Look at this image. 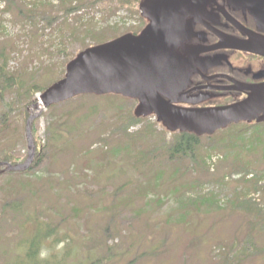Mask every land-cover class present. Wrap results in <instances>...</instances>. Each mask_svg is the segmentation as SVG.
<instances>
[{
	"label": "rangeland",
	"instance_id": "374dc122",
	"mask_svg": "<svg viewBox=\"0 0 264 264\" xmlns=\"http://www.w3.org/2000/svg\"><path fill=\"white\" fill-rule=\"evenodd\" d=\"M87 1L68 0L66 14L61 0H0V65L5 61L12 72L27 67L19 82L44 87L61 76L68 56L93 40L90 32L119 34L143 23L121 7L116 11L135 25L116 26L119 15L108 3L89 7ZM51 9L65 17L50 28L41 19ZM15 91L4 93L5 102ZM134 105L115 94L87 93L42 109L36 122L46 144L41 162L0 177V264H31L26 252L34 237L45 238L35 255L41 264H264V142L250 131L212 147L203 137L202 158L185 166L187 158H172L164 146L153 150L159 135L145 129L153 118L129 123L125 134ZM22 116L16 109L10 115L11 134L0 153L27 151ZM221 137L232 136L212 139Z\"/></svg>",
	"mask_w": 264,
	"mask_h": 264
},
{
	"label": "water",
	"instance_id": "95a60500",
	"mask_svg": "<svg viewBox=\"0 0 264 264\" xmlns=\"http://www.w3.org/2000/svg\"><path fill=\"white\" fill-rule=\"evenodd\" d=\"M212 1L215 0H141V15L148 20L145 27L139 34L125 33L85 48L71 59L64 76L40 95L42 104L33 105L35 113L26 123V159L16 165L0 162V166H6L0 172L27 169L35 153L31 135L34 118L42 107L78 94L115 93L137 98L139 102L134 109L137 117L154 114L170 131L188 130L197 135L212 134L240 120L264 119V84L253 89L247 98L227 106L189 108L176 104L181 100L179 91L189 80L194 63L191 49L186 56L179 51L193 33V21ZM228 1L248 8L264 30V0ZM246 48L264 54V40L262 47L258 42L256 48Z\"/></svg>",
	"mask_w": 264,
	"mask_h": 264
},
{
	"label": "flooded vegetation",
	"instance_id": "af4514ba",
	"mask_svg": "<svg viewBox=\"0 0 264 264\" xmlns=\"http://www.w3.org/2000/svg\"><path fill=\"white\" fill-rule=\"evenodd\" d=\"M262 40L264 30L248 8L228 0L207 4L205 12L193 21V33L179 51L186 56L191 49L194 63L176 104L189 108L222 107L247 98L253 89L264 84V54L246 46L256 48L260 42L262 47ZM248 123L264 126V120Z\"/></svg>",
	"mask_w": 264,
	"mask_h": 264
},
{
	"label": "trees",
	"instance_id": "16d2710c",
	"mask_svg": "<svg viewBox=\"0 0 264 264\" xmlns=\"http://www.w3.org/2000/svg\"><path fill=\"white\" fill-rule=\"evenodd\" d=\"M139 1L140 0H96V1L88 0L86 2V4L89 7H93L97 3H99V5H101V6L108 3L107 6L109 8H111L112 10L116 11L117 9L123 7L125 9H127L132 14H139V8H138ZM61 2L63 3V5H61L62 11L67 14V12L70 11V7L69 6L66 7V5H65V3L68 4V0H61ZM30 12H33V11H30ZM62 17H65V16L60 15L57 10L51 9L47 12L46 16L43 17V19H41V21L43 20V24H46L47 26H49L51 28V25L55 22L59 23L61 21ZM79 19L80 18L76 17V18H74V20H72V25L74 26V29L72 31L78 29L76 22L79 21ZM122 33L123 32H121L119 34H122ZM119 34L116 33L115 31H114V33L113 32H105V33H100V34H94V32L92 31V32H90L89 35L93 38L94 43H99V42L105 41V40H103L104 36H110L111 38H113ZM73 37L76 38V41L79 39L77 34H74V36L72 34L71 39H73ZM81 40L85 41L84 38H82ZM71 44H72V46H75L74 45L75 43H71ZM62 45L66 46L67 44L65 42H63ZM68 46H71V45H68ZM87 46H89V44H88V42L85 41L82 44V46L78 50L75 51V53H77L79 50L84 49ZM64 52L65 51H63L62 54H64ZM26 71H28L27 67L19 68V69L15 70L14 72H12L7 68V64L5 61L0 65V102L4 103V107H5V110H3V112L0 113V142H2L5 138L9 137L11 134V131L9 130L10 125H11V121L8 122V120H9L10 115L14 112L15 109H16V111H23V116L21 119L23 121L24 140L26 142L25 124H26V121L30 115V111H29L28 107L30 104H32L33 102L36 101V98L34 97L35 94L43 91L44 88L46 87V86L43 87V86L39 85L38 82H35L36 80H32V79L29 82H27L26 84H22L21 82H19V78ZM12 88L16 89L15 97H13L12 99L5 102L4 93L7 90L12 89ZM14 103H15V106L13 105ZM53 105H55V104H53ZM53 105H51V106H53ZM51 106H49V107H51ZM141 119L143 120L145 118L136 117L131 112L130 117L127 120H125L123 123V126L126 127L124 130L125 134H127L126 133L127 132V126L129 125V123H131L133 121L141 120ZM36 122H37V119H35L33 121L32 128H31L32 135L34 138V143L36 146V152H35L33 163L30 165L28 170H25V171H8L5 174L10 173V174H14V175H21L23 173H27V172L31 171L33 168H35L41 162V160H42V158H41L42 149H43V147L46 146V144H42L36 135ZM232 125L234 127L233 132L229 131V129H223L224 134L228 133L229 135L232 136L227 141H224V139H225L224 137H221L218 140L217 139L213 140L212 138L214 135L213 136L205 135L207 140H211V142H209V145H211L210 147H212L214 145H219L222 143L223 144L228 143L231 141L233 136L239 140L240 137H242L243 131L248 129V127H243V125H237V124H232ZM155 126L156 125L154 123H149L148 125L145 126V129L146 130L150 129L149 131L152 134H155V135L158 134L159 135L158 139H159L160 143L157 144L153 148V150L156 149V147L164 146L167 149V151L165 150L164 152H167L172 158H180V159H182L184 157L187 158L188 162H186L185 166H192L194 164L195 160L202 158L204 149L200 150V147H201V139L203 138V136H197L193 132H180V131L170 132L161 124H159V127H160L159 129H157ZM53 131H54V129H53ZM255 131H256V133H255L254 139L259 140L261 137L262 130L260 128H256ZM128 135H130V134H128ZM151 151L152 150H148L146 152L149 153ZM26 155H27V151L24 152L23 155H15V153H13L11 151L3 150V152L0 153V161H8L11 164H17V163L23 162L24 159L26 158ZM137 155H138V153H136V156ZM148 160L150 161V158L146 159L145 161H148ZM235 168H241V167L237 166ZM5 174L4 173L0 174V177L4 176ZM18 205H20V203H18ZM50 231H51V228L49 227V229L43 235H46V236L49 235ZM44 240H45V238H44ZM44 240H43V242H41L38 237H34L29 242L27 252H26V256L29 258V262H31V264H41L40 260H35V255L39 253L40 247L43 245ZM59 241H61V240H59ZM237 256L239 258L243 257L241 254H239ZM233 260H234V258H233ZM42 261H43L42 264H48L47 260H42ZM66 262L67 261H63L62 264H66ZM59 264H61V263H59Z\"/></svg>",
	"mask_w": 264,
	"mask_h": 264
},
{
	"label": "bare ground",
	"instance_id": "6f19581e",
	"mask_svg": "<svg viewBox=\"0 0 264 264\" xmlns=\"http://www.w3.org/2000/svg\"><path fill=\"white\" fill-rule=\"evenodd\" d=\"M42 104V102L41 101H39V105H41Z\"/></svg>",
	"mask_w": 264,
	"mask_h": 264
}]
</instances>
